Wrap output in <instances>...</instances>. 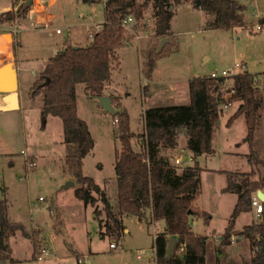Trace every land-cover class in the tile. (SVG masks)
I'll list each match as a JSON object with an SVG mask.
<instances>
[{
	"label": "rangeland",
	"instance_id": "1",
	"mask_svg": "<svg viewBox=\"0 0 264 264\" xmlns=\"http://www.w3.org/2000/svg\"><path fill=\"white\" fill-rule=\"evenodd\" d=\"M22 2L23 0H0V32L7 31L14 38L18 34L19 43L27 44L24 49H20V54L28 59L29 69L34 67L38 71L46 63L45 52L50 51V46L67 38L87 45L92 40L91 31L94 34L106 20L103 0L94 3L62 0L58 11L66 18L68 25L63 28L62 33L54 29V34L51 35L50 31L53 29L42 28L51 27L49 25L54 20H38L40 23L26 28L30 21L29 16L25 19H6L7 12L17 11ZM172 4L175 5L172 33L164 35L170 36L171 42L160 52L152 50L149 37L154 36L155 13L160 8L169 6L166 0H154L145 9V17L139 26L134 20L130 26L125 27L126 43L118 49L119 59L113 62L112 78L106 85L104 95L112 97L115 112L128 110L131 130L136 135L145 130L144 113L147 108L191 101L188 84L189 79L194 76L210 75L213 71L220 73L225 69H233V72L248 70L255 78L254 81L260 85V93L264 90V24L260 30L252 26L263 19L258 15L260 6H257L258 10H255L256 6L246 10L247 25L217 29L208 26L211 13L200 9L196 0H181L178 3L172 0ZM47 13L44 12V15ZM176 31L180 33L176 34ZM179 36L181 39L178 41ZM159 37L162 36H157ZM179 45L185 46V54H180ZM140 49L146 59L149 75H145L141 68ZM35 57H41L40 61ZM238 62L240 65L236 66ZM171 63L180 68L176 75L168 72ZM30 73L32 75L31 70ZM178 78L180 83L177 82V86L172 83L169 85L170 81ZM233 83L232 76L228 77L225 83L228 92L224 94L229 106L223 103V111L214 131L215 152L199 155L200 188L195 204L201 209L194 205L199 214L192 218L191 226L194 230L197 218L202 217L198 230L208 236L207 264H252L257 256L256 246L247 236L241 238L237 235L232 245H223L221 242L238 199V193L223 191L227 185V174L224 170H253L251 179L254 183H258L264 175V108L255 139V157L250 160L252 146L247 138L246 116L243 114L232 125H228L230 116L240 103L239 100H229ZM77 103L79 115L87 120L96 140L94 149L84 159V172L105 186L112 200L118 194V185L114 183L113 177L116 175V156L122 149L119 115L107 111L99 97L90 95L84 83L77 85ZM23 109L28 155L9 153L7 141L0 133V248L10 251L17 260L10 264H69L70 261L74 264L155 262L152 251L154 236L157 231L165 229V219L155 221L149 210L144 226L138 216H125V222L132 231L125 241L123 238L118 240L116 233H108L110 230L106 222H112L113 219L101 196L94 193V202L86 205L75 193L82 183L64 168L67 144L62 117L49 114L45 119L43 97H33L29 90H24ZM7 125L12 130L16 123L9 120ZM10 133L8 136L12 138L13 133ZM132 141L135 149L142 147L141 136H134ZM184 141L185 138L181 137L182 146ZM182 162H185V158ZM175 164L177 169L185 168L184 165ZM36 166L27 177V171ZM61 175L68 179L67 182L74 183H66L64 186L62 184L63 187L59 186L58 189L56 185H59L58 179ZM3 181L8 185L7 191L4 190ZM4 195L7 198L5 200ZM114 203L111 201L114 211L118 212L117 203ZM203 210L212 214L209 222L203 218ZM256 212L253 205L250 212L241 213L236 219L233 231L243 230L246 224L262 220V214ZM8 218L24 222L29 235H25L20 229L15 233L10 232L6 226ZM112 242L116 243V247L111 246ZM41 246H46L50 251L42 259L39 258L43 252ZM141 247L148 248V251L139 258L137 249ZM219 249H222V253H219ZM251 255V261H246L245 258L249 259ZM80 257L84 262L77 263L76 258Z\"/></svg>",
	"mask_w": 264,
	"mask_h": 264
},
{
	"label": "trees",
	"instance_id": "2",
	"mask_svg": "<svg viewBox=\"0 0 264 264\" xmlns=\"http://www.w3.org/2000/svg\"><path fill=\"white\" fill-rule=\"evenodd\" d=\"M83 1L94 3L100 0ZM150 2L154 0H105L106 20L92 35L91 42L87 45L68 43L65 48L52 55L32 86L31 95L43 97L45 119L49 114L62 117L67 144L64 168L82 183L75 193L86 205L94 202V193L101 196L113 219L112 222H106L110 230L108 233H116L118 240H121L126 228L124 216L133 214L144 219L150 210L155 221L165 219L166 222L165 229L157 232L154 239L159 264H207L208 237L195 232L191 226L192 218L199 214L194 208L200 188V164L197 157L203 153L215 152L214 131L223 111V103L228 102L227 96L221 91V84L226 77L217 79L208 74L194 76L189 81L191 101L147 108L144 113L145 130L139 135L131 130L128 110L115 112L119 115V137L122 141V149L115 161L118 212L114 211L106 190L93 176L84 172V159L94 149L96 140L87 120L78 113L77 85L84 83L91 96L104 95L106 85L112 78L113 62L119 59L118 49L126 43L124 20L133 15L139 26ZM197 6L211 13L207 22L209 27L224 29L247 25L246 10L249 6L243 0H200ZM31 7L28 0H23L17 11L7 12L6 19H25ZM174 15V11L166 7L155 13L154 36L172 33ZM260 22L264 24V18ZM233 79V92L229 100H239L240 103L230 116L228 125H232L237 117L244 114L248 126V141L253 148L261 125L264 90L260 93V85L248 70L237 72ZM182 131L188 136V147L194 154L195 163L179 171L162 153V149L176 147ZM134 136L143 138L141 150L134 148ZM249 157L250 160L254 159L253 149ZM224 171L227 174V185L223 191L238 193L222 239L223 244H230L236 219L241 213L252 210L253 190L256 185L264 187V175L255 184L251 179L253 170ZM6 189L4 186V190ZM202 216L207 222L212 218L207 210L202 211ZM6 226L12 233L20 229L25 235H29L24 222L8 218ZM244 229V234L252 240L253 245L260 247L252 264H264V207L262 220L246 224ZM102 235L104 236V231ZM173 235L179 240L175 253L170 256L168 248ZM182 245H185V251L180 254L178 249ZM16 261L10 251L0 248V264Z\"/></svg>",
	"mask_w": 264,
	"mask_h": 264
},
{
	"label": "crops",
	"instance_id": "3",
	"mask_svg": "<svg viewBox=\"0 0 264 264\" xmlns=\"http://www.w3.org/2000/svg\"><path fill=\"white\" fill-rule=\"evenodd\" d=\"M103 1L105 2V0H103ZM61 2H62V0H58V4L59 5H60ZM246 2L248 3L249 8L253 7V6H256L255 10H258V7L260 6L261 10H264V0H247ZM45 7L47 8V3L46 2H45ZM34 9H35V6H34V8L31 7V10H30L29 15H28L29 16L28 19L33 18L32 12H33ZM57 17H59V19L62 22H65V26L68 25L66 23V18L61 16V14L57 15ZM102 24L103 23H101V25ZM49 26H51V27H43L42 29H44V30L45 29H53V30L50 31V34L53 35L54 34V29H56V31H57V27L54 26V25H49ZM62 32H63V30L61 32H58V33H62ZM179 33L180 32L176 31V34H179ZM6 34L9 35V38L4 39L3 36L6 35ZM181 34H184V33H181ZM17 35L18 34H16V38H14L12 36V34H10L7 31L0 32V69L6 70V71H10V72L13 71V72H16L18 74L19 87H20V96H21V98H20V101H21L20 108L14 109V110H2L1 109V104L4 103V98L6 96V92L0 91V133L5 137L4 139H6V141H7V144L9 146V148H10V152L9 153L14 154V155L22 154V155L27 156L28 155V143H27V140H26L25 117H24V109H23L24 108V90H29V92H31V88L34 85L35 81L39 78L40 72L44 69V66L46 65L47 61L49 60V58L52 55L55 54L56 51H59V50L65 48L68 43L77 44V45H82V44L81 43L78 44V42L73 41L71 38H67L64 41H62L60 43H57L56 45L50 46V48H49L50 51H47V53L45 52L46 57H44V60H46V63L43 66V68L38 71L34 67H31L29 69V67L27 66L29 64L28 61H27L28 59H25L24 58L25 56L22 57V55L20 54V49L21 48L24 49L27 44L24 43V42L19 43V41L17 39V37H18ZM92 35L93 34H92V31H91V36ZM149 38L151 39L152 43L157 39V37H155V36H150ZM184 39H185V37H184ZM2 43L5 44V45L2 46ZM183 49H184L183 52L185 54V46L184 45H183ZM181 56L182 55H180V57ZM35 58H36L37 61H40V59H41V57H35ZM30 70L32 71V75L30 73ZM189 81H190V79H189ZM177 82H179V78L174 80V81H170L169 85L172 83V84H175L177 86V84H178ZM176 86L173 85V87H176ZM39 96H41V95H38L37 97H39ZM242 115L243 114H241L240 116H242ZM239 117H237L236 119H238ZM9 120H14L15 123H16V126L12 130L10 129V125H7V121H9ZM10 132L13 133L12 138H9V136H8V134H11ZM180 135H181L182 138H185L183 146L180 144V138L181 137L179 136V144L181 146L178 144L176 147H164L162 149V153L173 164L178 163V165H184L185 167H187V166H190V165L194 164V162H195V160L193 159L194 154H193L192 150H190V148L188 147V136H187V134L185 132H181ZM255 142H256V140H255ZM255 142H254L253 148L251 147V150L253 149V152H255V150H256ZM136 150H141V147L137 148ZM245 153H247V152H245ZM0 154H2V153H0ZM182 155H184V157H182ZM184 158H185V162L183 163L182 161H183ZM197 160L199 162V156L197 157ZM175 165H177V164H175ZM36 168H37V166L35 168L29 169L27 171V177H29V175L32 173V171H34ZM182 169H178V170L181 171ZM115 172H116V170H115ZM67 180L68 179L64 175H61V177L58 179L59 185H56L57 188L59 189V186H62V184L64 186V184H66ZM113 180H114V183H117V185H118L117 174L113 177ZM3 183H4L3 186H5L8 189V185L5 184V181H3ZM100 185L107 192L106 187L103 186L102 184H100ZM1 186H2V184L0 183V187ZM259 188H262V187H258L256 185L255 189L253 190V193H255ZM7 189H6V191H7ZM262 189L264 190V187ZM117 196H118V194H117ZM117 196L116 195L113 196V197L111 196L112 197V200H111L112 203H114V202H115L114 204L117 203ZM109 197H110V195H109ZM5 199H7V198L4 195V199L3 200H5ZM196 199H195V201H196ZM194 205H196L195 202H194ZM196 206L199 207L198 205H196ZM248 212H250V211H248ZM129 215H133V214H129ZM129 215H125V216H129ZM125 216H124V223L126 225V228H125V233L123 235L124 241L126 240V236L128 234H131V232H132L131 228L125 222ZM200 218H202V217H199L196 220L197 223L194 225V231H196L199 234L205 235L202 231H200V229L198 230L199 224H200V222H199ZM140 220L142 222V225L145 222H147L146 218L140 219ZM244 228H245V226H244ZM244 228H243V230L233 231L232 232L233 233V235H232V243H230V244H223L222 243V244L223 245H232L236 241V236L237 235L239 237H241V238H245L246 235L244 234V230H245ZM157 232H156V234H157ZM155 236H154V239H155ZM221 242H222V240H221ZM207 251H208V238H207ZM219 253H222V249L221 250L219 249ZM251 259H252V255H251V257L249 259L245 258V260L249 261V262L251 261Z\"/></svg>",
	"mask_w": 264,
	"mask_h": 264
},
{
	"label": "built area",
	"instance_id": "4",
	"mask_svg": "<svg viewBox=\"0 0 264 264\" xmlns=\"http://www.w3.org/2000/svg\"><path fill=\"white\" fill-rule=\"evenodd\" d=\"M166 1H167V0H166ZM45 2L47 3V8H46L45 12H48L47 14H45L46 17H47V19H48L47 21H51V20H53V18L57 19V21H56L55 23H52L51 25L56 26V27H57V31H58V32H61V31L63 30V27L65 26V22H62V21L59 19V17H57V15H60V14H61V13H59V11H58V10H59L58 0H45ZM60 4H61V3H60ZM54 5H56L57 7L54 8ZM152 6H153V5H152ZM165 7L168 8L169 10H172V11H173L175 5H174V4H169V6L167 5V6H165ZM50 12H51V13H50ZM257 12H258V11H257ZM49 13H50V14H49ZM55 13H56V14H55ZM258 15H259V17L264 18V10H260V11L258 12ZM134 19H135V17H134L133 15L128 16V18H126V19L124 20V22H125V26H127V27L130 26V24L132 23V21H134ZM34 23H40V22H39L36 18H31L30 21L27 22V24H26V28L30 27V25H31V24H34ZM252 26H254L257 30H260V29H262V27H263V23H261V22L259 21V22L255 23V24H253ZM170 42H171V41H170ZM174 45H175V47H177L176 44H174ZM140 50H141V56H142V59L140 60L141 68H142L143 72L145 73V75H146V74L149 75L150 73H149V68H148V66H147V64H146V59L144 58V54H143V52H142V49H140ZM152 50H153V49H152ZM178 50L181 51L180 54H183L184 49H183L182 46H181V48H178ZM147 58H148V57H147ZM173 64H174V63H173ZM238 65H240L239 62L236 64V66H238ZM168 68H169V71H168V72H173L174 75H176L177 72H178L179 69H180V68L175 67L174 65L169 66ZM236 73H237V72H233V69H225V70H223V71L220 72V73L213 71V72H211L210 75L213 76L214 78H217V79H219V78H221V77H226L225 80H224V82H222V84H221V91H222L223 94H224L225 92H228V91H227V88H225L226 80H228V77H230V76H232V78H233V76H234ZM232 90H233V89H232ZM225 106H229V102H227V103L225 102ZM116 121H117V120H116ZM252 203H253V205H254V207H255L257 213H258V214H262V212H263V207H264V201H263V200H262V199L256 194V192L253 193ZM117 244H118V243H117ZM111 246H112V247H116V243H115V242H112V243H111ZM41 248L43 249V252H42V254L39 255V258H40V259H42L45 255H47L48 253H50L49 249H48L46 246H44V247L41 246ZM256 249L259 250L260 247L257 246ZM147 251H148V248H144V247L138 248V249H137V256H138L139 258H142V257L144 256V254L147 253ZM152 251H153V253H154V255H155L156 261H155V262H154V261H150L149 264H159V262H158V253H157V246H156V244H155V241H154V244H153V246H152ZM184 251H185V245H182V246L178 249V252H179L180 254H183ZM76 261H77V263H82V262H84L83 258H81V257H80V258H76ZM69 264H74V262L70 261Z\"/></svg>",
	"mask_w": 264,
	"mask_h": 264
},
{
	"label": "water",
	"instance_id": "5",
	"mask_svg": "<svg viewBox=\"0 0 264 264\" xmlns=\"http://www.w3.org/2000/svg\"><path fill=\"white\" fill-rule=\"evenodd\" d=\"M29 3L34 4L35 9L32 12L33 18H36V15L38 13H44L46 10L45 7V0H28ZM199 3L200 0H197ZM181 39V37H178V41ZM171 41L170 36H162L157 38L153 43H152V49L154 51H162L163 47L167 44H169ZM56 51L55 53H57ZM0 91L6 92V96L4 98V103L1 104V109L2 110H14L18 109L21 106V101H20V87H19V79H18V74L16 72H10L6 71L3 69H0ZM100 102L104 106V108L107 111H112L115 112L116 108L113 104V99L110 95H102L99 97ZM66 183L73 184V181H68ZM256 194L264 201V190L262 188H259L256 191ZM178 237L177 236H171L170 238V243H169V255L171 256L172 254L175 253V248L176 244L178 242ZM262 248L264 251V240L262 243ZM262 261H264V252H263V257Z\"/></svg>",
	"mask_w": 264,
	"mask_h": 264
},
{
	"label": "bare ground",
	"instance_id": "6",
	"mask_svg": "<svg viewBox=\"0 0 264 264\" xmlns=\"http://www.w3.org/2000/svg\"><path fill=\"white\" fill-rule=\"evenodd\" d=\"M166 3H167V4H172V0H167ZM59 6H60V5H59ZM56 7H57V6L54 5V8H56ZM36 19L39 20V21H40V20H43V21L48 20L47 17H46V15H44V13H40V14L38 13V14L36 15ZM53 20H54V22H52V23H55V22H56L55 18H54ZM51 21H52V20H51ZM3 38H4V39L9 38V35L6 34V35L3 36ZM4 45H5V44L2 43V46H4ZM181 46H182V45H179L178 48H181ZM3 48H4V47H3ZM171 64L174 65L175 67L179 68V66H177V64H173V63H171ZM159 74H160V72H159ZM156 75H157V74H156Z\"/></svg>",
	"mask_w": 264,
	"mask_h": 264
}]
</instances>
